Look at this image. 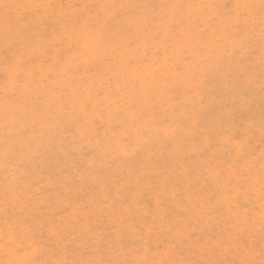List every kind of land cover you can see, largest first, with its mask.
Here are the masks:
<instances>
[{
	"label": "snow or ice",
	"instance_id": "6c2138e0",
	"mask_svg": "<svg viewBox=\"0 0 264 264\" xmlns=\"http://www.w3.org/2000/svg\"><path fill=\"white\" fill-rule=\"evenodd\" d=\"M101 127L120 147L115 192L95 174L103 138L75 159L76 194L41 183L42 156L76 157ZM85 186L102 195L79 203ZM0 257L264 264V0H0Z\"/></svg>",
	"mask_w": 264,
	"mask_h": 264
},
{
	"label": "rangeland",
	"instance_id": "374dc122",
	"mask_svg": "<svg viewBox=\"0 0 264 264\" xmlns=\"http://www.w3.org/2000/svg\"><path fill=\"white\" fill-rule=\"evenodd\" d=\"M68 2V0H66ZM71 2H77V0H71ZM256 62L258 63L259 53L257 50L256 54ZM258 72L259 69L256 68ZM258 87V85H257ZM259 103L257 100L256 105V116L259 119ZM203 123V121H201ZM114 134V130L111 128L101 127L98 129V136L91 135L85 136L83 139L78 140V142L74 143L71 148L67 151L71 153L75 150L76 157L73 155H65L63 152H58L57 150H52L46 153L41 157L40 161L37 164L39 171V178L41 179V183L43 185H52L53 190H58L61 187H71L73 193L76 194L77 186L73 184V179L78 175L79 169L74 167L75 159L79 158L80 160H84L85 158L81 155L83 152L91 153L93 148L96 147L97 139L103 138L104 143L100 145L96 155H97V165L95 174L101 177V179L107 183L111 182L113 186V192H115V179H116V169L117 165L121 163L119 159L120 155V147L111 142V137ZM67 143V141L65 142ZM199 142L198 140H193L190 146V150L195 154L198 152ZM252 148L255 150V154L258 156L260 153L261 145L259 142V135H257L252 140ZM90 160L91 157L89 156ZM194 163V161H193ZM171 161V157L168 155V152L164 149H160L159 147L154 151V155L152 160L149 162V167L152 171H154L159 176L166 177L168 173L174 171ZM132 166L135 168L143 169L144 167V154L142 153L139 162L132 161ZM120 175H124L123 171H120ZM128 185L130 188H135V177L126 178ZM156 184H159V180L156 181ZM80 200L79 203H88L94 197L99 198L102 195L101 191H93V189L88 187H82L79 189L78 193ZM142 199L144 201V206L148 207L149 202H151L152 206H155V193L152 188H146L143 191ZM93 221L95 222V216H93ZM106 223V221H105ZM142 223V221H141ZM215 231H219V227L215 226ZM213 228H209V232H212ZM192 259H199V255L194 253H190ZM2 258V257H0Z\"/></svg>",
	"mask_w": 264,
	"mask_h": 264
}]
</instances>
